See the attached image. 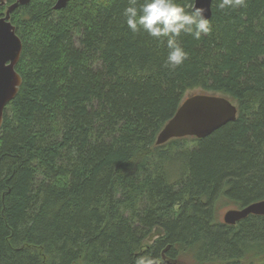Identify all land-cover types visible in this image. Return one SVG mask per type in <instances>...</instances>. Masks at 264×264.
<instances>
[{
	"label": "trees",
	"instance_id": "1",
	"mask_svg": "<svg viewBox=\"0 0 264 264\" xmlns=\"http://www.w3.org/2000/svg\"><path fill=\"white\" fill-rule=\"evenodd\" d=\"M55 2L10 13L21 86L0 127V264H264V216H216L264 200V0H213L175 70L164 42L128 29L127 0ZM191 91L229 99L235 121L156 146Z\"/></svg>",
	"mask_w": 264,
	"mask_h": 264
},
{
	"label": "water",
	"instance_id": "2",
	"mask_svg": "<svg viewBox=\"0 0 264 264\" xmlns=\"http://www.w3.org/2000/svg\"><path fill=\"white\" fill-rule=\"evenodd\" d=\"M30 0H16L5 10L0 17V127L4 110L16 96L21 86V78L15 71V66L21 54V42L15 34L10 23V13L18 6H25ZM70 0H56L53 9L62 10ZM5 0H0V6H5ZM197 7L205 9L204 16H211V0H197ZM237 108L232 102L221 96L195 94L186 97L173 117L164 125L155 139V145L161 146L173 139L196 138L202 140L225 125L234 122ZM248 216H264V200L249 204L239 209L225 212L222 222L234 226ZM162 230L157 228L148 240L162 235Z\"/></svg>",
	"mask_w": 264,
	"mask_h": 264
},
{
	"label": "clouds",
	"instance_id": "3",
	"mask_svg": "<svg viewBox=\"0 0 264 264\" xmlns=\"http://www.w3.org/2000/svg\"><path fill=\"white\" fill-rule=\"evenodd\" d=\"M215 3L223 11L245 6L246 0H215ZM196 4L197 0H188L183 5L178 0H127L122 16L133 34L143 31L165 43L167 55L162 66L175 70L187 59V53L179 42L181 34L199 40L212 30L210 20L204 16L205 9ZM134 264L162 262L157 257L142 255L135 259Z\"/></svg>",
	"mask_w": 264,
	"mask_h": 264
},
{
	"label": "rangeland",
	"instance_id": "4",
	"mask_svg": "<svg viewBox=\"0 0 264 264\" xmlns=\"http://www.w3.org/2000/svg\"><path fill=\"white\" fill-rule=\"evenodd\" d=\"M197 91H191L185 94V98L191 96L192 94H196ZM217 212H216V216H217V220L222 222L223 219V215L225 214L226 211L231 210L232 206L225 204V202H219L217 204ZM185 264H188V262H186Z\"/></svg>",
	"mask_w": 264,
	"mask_h": 264
}]
</instances>
